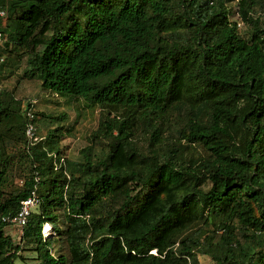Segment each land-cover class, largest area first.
I'll list each match as a JSON object with an SVG mask.
<instances>
[{
    "label": "trees",
    "instance_id": "trees-1",
    "mask_svg": "<svg viewBox=\"0 0 264 264\" xmlns=\"http://www.w3.org/2000/svg\"><path fill=\"white\" fill-rule=\"evenodd\" d=\"M257 1L0 0V33L11 40L3 51L24 61L23 79L100 108L91 139L110 141L103 159L87 148L81 162L60 165L62 128L28 146L26 115L2 126L13 119V99L0 93V218L16 216L32 192L39 200L18 245L0 220V264H189L200 244L193 232L212 226L226 233L214 264H264ZM234 3L251 26L247 36L231 21ZM169 126L179 145L204 155L179 162L180 151L162 137ZM140 127L161 155L142 157L129 144ZM234 223L255 234L237 251Z\"/></svg>",
    "mask_w": 264,
    "mask_h": 264
},
{
    "label": "rangeland",
    "instance_id": "rangeland-1",
    "mask_svg": "<svg viewBox=\"0 0 264 264\" xmlns=\"http://www.w3.org/2000/svg\"><path fill=\"white\" fill-rule=\"evenodd\" d=\"M236 5L237 3L231 5V10L234 12L231 21L238 24L237 27L242 36H247L251 26L243 24L239 20L236 14ZM253 14L255 16L254 19H257L261 26L264 25V0L257 1ZM5 26L6 20L1 21L0 28H5ZM5 36L7 38L6 44L9 46L7 49L10 50L11 40L7 33H5ZM6 44L0 48V56L6 58L5 66L0 71V93L12 97L11 114L13 119L11 122H3L2 126L7 125L6 127H9L21 124L22 120L20 116L25 115L29 108L28 104L34 102L33 107L30 109H32V112L37 118V122H35V137L39 141L46 136L47 132L62 128L58 131V134L61 135L58 150L64 160L74 163L81 162V152L87 148L92 149L95 158L103 159L107 154V146L110 141L98 139L93 142L91 135L98 129L101 117L105 115V112L98 107H87L78 99L57 97L46 93L41 89V83L38 80L23 79L22 76L25 69L24 61H17L9 56V52L3 51ZM63 116H65L64 121L57 122L54 120V118H64ZM18 134L20 135V133ZM162 137L165 143L167 141L169 146L172 145L180 151L178 160L179 162L183 161L185 165L204 155L198 147L186 145L183 141L179 145L180 135L170 126L168 127L167 133L165 132ZM128 142L142 157L154 159L163 151L162 147L156 146L151 141L150 135L146 134L145 130L141 127L133 134V137ZM48 229L50 230L49 226ZM230 229L237 241V243L234 242L232 245V249L235 251L239 250L240 246H245L254 239L255 234L253 231L239 223H234L232 226L230 224ZM5 233L10 236L14 244L18 245L20 243L21 233L18 230L7 227ZM49 233L48 231L43 237H47ZM193 234H195L194 240L200 244L191 251L193 257L189 264H214L213 256L220 249V245L224 243L226 233L223 230L217 231L216 227L212 226L204 227L201 231L197 229ZM61 249V245L55 246L54 251H60ZM20 255L22 258L29 259L34 257V255L25 251H21ZM27 262L29 264H37V262L30 260Z\"/></svg>",
    "mask_w": 264,
    "mask_h": 264
},
{
    "label": "built area",
    "instance_id": "built-area-1",
    "mask_svg": "<svg viewBox=\"0 0 264 264\" xmlns=\"http://www.w3.org/2000/svg\"><path fill=\"white\" fill-rule=\"evenodd\" d=\"M5 17H6V13L0 11V20H4ZM6 41H7L6 36L3 33H0V47L5 45ZM4 62H5V57L1 56L0 67ZM29 104L30 106L25 114L27 117V123L24 130V136L28 146H33L37 144L39 140L35 137L36 127L34 120L36 117L32 112V109H30L33 107L34 102H30ZM63 163H64V159L60 157V165H62ZM19 183L21 184L22 182L19 181ZM38 207H39L38 197L35 192H32L26 200L21 202L19 212L17 213L16 216L12 218L1 216L0 220L3 223H7L9 227L18 230V232L22 234V230L26 226L29 216L32 213L36 212ZM43 235H45V233Z\"/></svg>",
    "mask_w": 264,
    "mask_h": 264
},
{
    "label": "clouds",
    "instance_id": "clouds-1",
    "mask_svg": "<svg viewBox=\"0 0 264 264\" xmlns=\"http://www.w3.org/2000/svg\"><path fill=\"white\" fill-rule=\"evenodd\" d=\"M48 231H50V230H45V228H43V231H42V233L44 234L45 233V235L48 233ZM45 235H43V236H45Z\"/></svg>",
    "mask_w": 264,
    "mask_h": 264
},
{
    "label": "bare ground",
    "instance_id": "bare-ground-1",
    "mask_svg": "<svg viewBox=\"0 0 264 264\" xmlns=\"http://www.w3.org/2000/svg\"><path fill=\"white\" fill-rule=\"evenodd\" d=\"M44 228H45V230H46V231H47V230H49V229H48V225H45V227H44Z\"/></svg>",
    "mask_w": 264,
    "mask_h": 264
}]
</instances>
